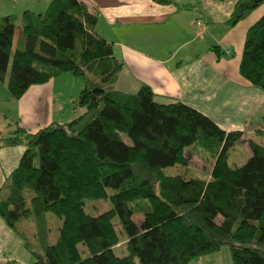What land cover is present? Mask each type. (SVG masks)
Segmentation results:
<instances>
[{"label":"trees","instance_id":"1","mask_svg":"<svg viewBox=\"0 0 264 264\" xmlns=\"http://www.w3.org/2000/svg\"><path fill=\"white\" fill-rule=\"evenodd\" d=\"M262 4L234 0L229 25ZM20 20L12 52L17 17L0 18V81L10 97L71 74L82 81L77 105L86 109L36 133L14 122L0 139V147H25L0 190V218L24 240L32 264H189L223 245L232 264H264V145L248 141L246 162L230 164L242 132H225L181 102L160 104L146 84L135 93L115 90L123 62L94 31L97 15L83 2L52 0ZM218 49L211 48L219 57ZM238 72L264 93V14L246 32ZM190 148L212 162L208 178L166 175L186 168ZM87 200L110 208L90 216ZM47 214L61 221L53 242ZM27 220L33 245L21 225Z\"/></svg>","mask_w":264,"mask_h":264},{"label":"crops","instance_id":"2","mask_svg":"<svg viewBox=\"0 0 264 264\" xmlns=\"http://www.w3.org/2000/svg\"><path fill=\"white\" fill-rule=\"evenodd\" d=\"M51 1L0 0V18L17 17L18 34L16 41L14 35L13 45L16 42L17 47L21 14L24 11L43 13ZM79 1L95 11L94 31L113 45L114 56L123 62L115 90L135 93L146 84L156 102H181L211 119L225 132L240 131L243 138L264 134V93L238 72L247 27L254 21L248 19L249 24L242 23L239 39L235 38L238 25L228 23L232 14L229 2ZM230 4L233 7L234 2ZM213 46L219 47V57L211 50ZM229 46L232 47L227 50ZM65 82L71 83L69 94L60 86L66 85ZM81 89L80 78L61 74L45 84L31 86L20 99L14 100L6 81H0V93L6 103L15 105L19 127L26 133H36L52 123L64 124L83 116L86 109L77 105ZM55 110L60 114L55 116ZM24 150V146L0 147V190L17 168ZM33 262L24 240L0 218V264Z\"/></svg>","mask_w":264,"mask_h":264},{"label":"rangeland","instance_id":"3","mask_svg":"<svg viewBox=\"0 0 264 264\" xmlns=\"http://www.w3.org/2000/svg\"><path fill=\"white\" fill-rule=\"evenodd\" d=\"M225 1H227L225 3L229 2V5L233 11V7L230 3H233L234 0H225ZM217 2H220V1H217ZM263 9H264V4H262L260 7H258L257 9L252 11L250 14H248L244 19L240 20L238 23L235 24V25H238V26H236L237 28H235V30H234L235 33H237V35H235V38L238 37V30L240 29L239 28L240 25H242V23H248V19L250 22L254 21L251 24V25H253L264 14ZM235 25H234V27H235ZM251 25H249L247 27V29ZM17 34H18V32L16 31L15 32V41H16ZM237 39H239V38H237ZM15 45H16V42L14 43V45L12 47V52L16 48ZM231 47L232 46H229L227 48V50H230ZM232 55L233 56L235 55L234 51H232ZM64 84H66V85H63V87H62V84H60V86L63 89V91L65 92V94H67V93L69 94L71 92L70 91L71 83L65 82ZM15 108L16 107L14 104L10 105V104L6 103V100L4 99V95L2 93H0V138H4L8 134L9 135L12 134V132L14 131V128H15L14 122L17 123L16 124L17 126H19L18 119L16 118ZM59 114H57V110H55V116H57ZM5 116H7V117H5ZM263 131H264V127H263ZM250 140L257 142V143L264 144V134L255 133L252 136L247 137V138H243L242 141L236 143L234 148L231 150L230 159H229L230 164L243 165L246 162L247 158L250 155L249 148H248V141H250ZM185 155L187 156V160H188V164H187L185 169L180 167V166H175V167L165 169V171H164L165 174L173 176L177 173L182 174L183 172L186 171V173H188L191 176H199V177L208 178V174H209V171L211 169L212 162L210 160L207 161V160L202 159L200 156H198L196 154L195 150L192 148L187 150ZM109 208H110V206H109L108 201H102V200H87V201H85V204H84L85 212L88 215L93 216V217L98 216L99 214L107 211ZM47 219L49 222V226L51 228L50 241L53 242L56 238L57 233H58L57 229H59V227L61 226V221L51 214H47ZM134 220L136 222H139L141 220V216H138V215L134 216ZM114 224L116 225L115 228L118 230V232H121V227L115 221H114ZM21 225H22V229H23L25 235L29 238L28 241L33 245L34 244L33 236H34V231H35L34 224L32 222H30L29 220H27V221H22ZM119 235H121V234H119ZM123 247H124V245L122 244L118 248H116V250H115L116 254L123 255V252H122ZM80 249H83V247L80 246ZM124 254H125V252H124ZM136 264H139V263L136 261ZM189 264H232L229 246L223 245L219 251L212 253V254H209V255H206V256H202V257L190 262Z\"/></svg>","mask_w":264,"mask_h":264},{"label":"built area","instance_id":"4","mask_svg":"<svg viewBox=\"0 0 264 264\" xmlns=\"http://www.w3.org/2000/svg\"><path fill=\"white\" fill-rule=\"evenodd\" d=\"M197 26H199V27L201 26V23L199 21L197 22Z\"/></svg>","mask_w":264,"mask_h":264}]
</instances>
